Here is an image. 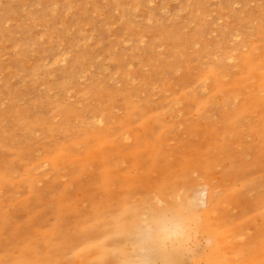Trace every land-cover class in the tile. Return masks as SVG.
Returning a JSON list of instances; mask_svg holds the SVG:
<instances>
[{
	"label": "rangeland",
	"instance_id": "obj_1",
	"mask_svg": "<svg viewBox=\"0 0 264 264\" xmlns=\"http://www.w3.org/2000/svg\"><path fill=\"white\" fill-rule=\"evenodd\" d=\"M194 197L152 247L156 210ZM121 204L133 264H255L264 0H0V264H90Z\"/></svg>",
	"mask_w": 264,
	"mask_h": 264
},
{
	"label": "bare ground",
	"instance_id": "obj_2",
	"mask_svg": "<svg viewBox=\"0 0 264 264\" xmlns=\"http://www.w3.org/2000/svg\"><path fill=\"white\" fill-rule=\"evenodd\" d=\"M194 198L184 199L180 203L168 204L156 210L154 219L152 217L149 224V237L152 241V247L158 248L159 245L166 242L167 236L175 232V227L181 225L184 217L190 215L195 200L198 201V198ZM125 205H120L110 222L102 223L97 233L100 244L87 253L85 258L87 263L105 264L108 261H113L116 264H133L129 260V255L135 252L134 247L140 237L138 230L141 228V223L139 215L131 212ZM209 234H213L212 231H209ZM91 239L86 238L83 246H89L92 242ZM255 253L252 256L255 264H264V248ZM161 258L162 264H189L184 253L176 248L166 250ZM207 264H230V262L225 257H215L209 260ZM248 264H252V262Z\"/></svg>",
	"mask_w": 264,
	"mask_h": 264
}]
</instances>
